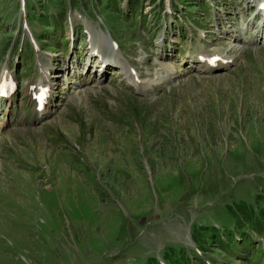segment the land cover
Segmentation results:
<instances>
[{"label": "rangeland", "instance_id": "rangeland-1", "mask_svg": "<svg viewBox=\"0 0 264 264\" xmlns=\"http://www.w3.org/2000/svg\"><path fill=\"white\" fill-rule=\"evenodd\" d=\"M26 1L38 43L48 47L61 37L65 40L68 27L64 33L55 15L41 6L44 0ZM61 1L50 3L57 15ZM126 1L124 19L120 0L109 6L106 0H95L92 7V0H82L81 10L71 16L75 41H80L74 48L79 47L82 56L88 52L84 21L98 29L105 22L103 29L121 46L118 59L135 67L141 79L153 78L165 65L158 61L174 64L175 77L152 88H136L118 62L109 60L101 70L92 61L89 78L81 77L87 83L79 85L71 72L77 64H70L64 51L54 58V66H69V80L65 83L61 77L54 85L46 113L35 114L24 98L21 106L20 98L9 106L0 102V124L8 118L0 130V264L184 263L181 249L188 254L189 231L199 246L211 248L218 237L216 246L227 251L240 223L264 222V31H254L249 24L243 35L237 28L241 0H213L214 7L197 0L207 2L205 10L186 0L189 8L203 9V27L229 18L234 25L226 28L232 29L237 44L244 45L234 50L212 28L199 43L224 52L229 48L233 61L221 70H203L202 63H193L189 56L199 46L191 33V9L179 0H165L164 11L159 1L139 0L133 14ZM141 5L145 23L140 21ZM96 11L106 21L101 17L93 22L90 17L96 18ZM23 18L19 0H0V49L5 54L0 71L6 66L26 87L40 76V62L51 65L39 44L40 62L29 63L32 51L26 46L27 31L21 28L17 37L23 41L15 45H23L24 53L17 58L15 51L9 57L10 37ZM53 27L61 37L50 34ZM253 38L257 41L243 42ZM102 47L113 57L105 43ZM8 58L11 64L4 65ZM163 70L168 69L156 75H163ZM198 220L204 224L198 225ZM250 232L254 244L262 241L258 249L264 248V238ZM182 237L187 246L176 243ZM261 253L264 250H251L246 256L252 264H264ZM234 254V264H251L236 258L244 253Z\"/></svg>", "mask_w": 264, "mask_h": 264}, {"label": "bare ground", "instance_id": "bare-ground-1", "mask_svg": "<svg viewBox=\"0 0 264 264\" xmlns=\"http://www.w3.org/2000/svg\"><path fill=\"white\" fill-rule=\"evenodd\" d=\"M90 27V26H89ZM88 28V27H87ZM88 32L91 34V39H90V47H91V50H93V49H97L98 50V55L99 54H101V47H102V44L103 43H101V42H104L102 39H100V37H102V38H105L104 37V34L100 31V32H96L93 28H88ZM105 40V39H104ZM106 41V43L108 42V39H106L105 40ZM238 47V45H232V48L234 49V50H236V49H238L237 48ZM239 47H241V46H239ZM110 51L113 53V59H115V60H117L118 61V59L116 58V56H118L117 54H119L117 51H118V48H116V49H114V48H112L111 47V49H110ZM210 53H212V52H210ZM215 54H219L220 55V52H219V50H214L213 51V53L212 54H208V52L207 51H203L202 52V55L203 56H212V55H215ZM101 57H103V56H101ZM229 56H226V58H228ZM222 58H224V57H222ZM102 60H106V59H103L102 58ZM158 61V60H157ZM202 60H200V62H201ZM158 62H162V61H158ZM162 63H164V62H162ZM203 64H204V67L205 68H207V69H209V68H212V67H210L209 66V64L206 62V61H203ZM220 64V62H218V65ZM160 65V64H159ZM162 69H165V68H167L168 70H165L166 72H167V74H163V71H162V74L163 75H161V76H164V78H162L161 76H158V75H156L157 74V71H159L160 69H158L157 71H156V73H155V75H154V77L153 78H150V79H147V80H141V81H139V82H133V84H134V86L136 87V88H140V87H142V89H145V88H152L154 85H156V84H158L160 81L162 82V81H164L165 80V77L167 76V75H169L168 73L169 72H171L172 71V68L171 67H166L165 65H162V67H161ZM91 71V70H90ZM57 74V75H54V74ZM125 73H126V71H125ZM161 73V72H160ZM159 73V74H160ZM60 74V71H56V70H53V71H48V68H43L42 67V72H41V76H40V78L37 80V82H36V84H40V83H43V84H45V85H48L49 87H50V90H53L54 89V82H56V81H58V78H59V76H65V74L64 75H59ZM49 76V77H48ZM158 76V77H157ZM140 82H142L141 84H140ZM149 83V84H148ZM31 83H29V85H30ZM29 89V88H28ZM45 106H44V108L43 109H41V110H38V109H36V111H38V113H39V111H42L43 113H45ZM41 113V112H40Z\"/></svg>", "mask_w": 264, "mask_h": 264}]
</instances>
